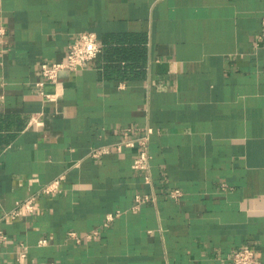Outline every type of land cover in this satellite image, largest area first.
Here are the masks:
<instances>
[{
    "label": "crops",
    "instance_id": "1",
    "mask_svg": "<svg viewBox=\"0 0 264 264\" xmlns=\"http://www.w3.org/2000/svg\"><path fill=\"white\" fill-rule=\"evenodd\" d=\"M263 15L264 0H0V217L36 196L0 221V264H230L242 247L264 264ZM84 30L97 55L44 80ZM147 128L137 169L138 145L111 144Z\"/></svg>",
    "mask_w": 264,
    "mask_h": 264
},
{
    "label": "built area",
    "instance_id": "2",
    "mask_svg": "<svg viewBox=\"0 0 264 264\" xmlns=\"http://www.w3.org/2000/svg\"><path fill=\"white\" fill-rule=\"evenodd\" d=\"M258 37L264 38V15L261 17ZM0 42L1 43L6 42V29L1 24H0ZM100 48H101V44L98 42L97 37L93 31H88V30L81 31L67 46V52L63 59L52 62L50 64L42 63L40 65L41 76L46 81L56 83L58 81V76L61 72L71 73L79 68H82L97 55V53L100 51ZM41 94L45 100H52L55 97V94H47L44 92H41ZM32 122H35L33 118L30 120V123ZM150 131H151L150 128H147L144 134L138 136L135 139H127V140L123 139L111 145L114 146V148L118 151L121 149L122 146H134L135 144L138 145L139 150L137 155L133 158L132 167L137 169L147 170L149 165V154L147 152L146 146ZM109 147L110 146L105 145V146L92 148L89 151V155L92 157L98 156L102 153L107 152L109 150ZM63 177H64L63 174H59L53 179L41 184L37 190L38 191L37 193L51 194V193L60 192L61 191L60 182L63 179ZM222 187H224L223 184ZM179 194L180 191L178 189H174L170 192V196L174 198H177ZM35 197H36L35 194H30L25 198H23L22 200L16 201L13 208L3 213V215L0 217V221L3 218H9V219L16 218L19 215L20 210H23L25 212H31L33 210ZM147 199L148 196L135 195L134 197L135 202L132 208L134 209L137 203L146 201ZM115 214H118V212H115L114 214L108 213L106 215V221L111 220ZM104 224H106V222ZM67 234L68 236L78 240V236L77 234H75V232H68ZM96 234L97 232L93 230L91 232H87L85 234V237L86 238L94 237L96 236ZM40 242L43 243L44 240H40ZM7 243H8V237L0 225V245H4ZM24 256H25L24 253H20L16 257V261L18 264L22 261ZM229 262L230 264H255V252L250 247L239 248L230 255ZM30 264H55V263L53 261H47V262H32Z\"/></svg>",
    "mask_w": 264,
    "mask_h": 264
}]
</instances>
